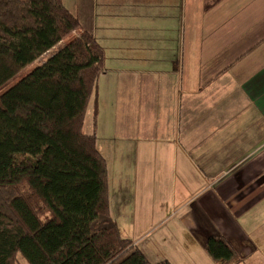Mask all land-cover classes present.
Instances as JSON below:
<instances>
[{
  "label": "crops",
  "instance_id": "obj_1",
  "mask_svg": "<svg viewBox=\"0 0 264 264\" xmlns=\"http://www.w3.org/2000/svg\"><path fill=\"white\" fill-rule=\"evenodd\" d=\"M61 2L102 47L118 99L138 104L118 108L133 131L118 141L121 236L155 262L195 264L219 236L264 264V0ZM140 169L163 171L167 198Z\"/></svg>",
  "mask_w": 264,
  "mask_h": 264
},
{
  "label": "trees",
  "instance_id": "obj_2",
  "mask_svg": "<svg viewBox=\"0 0 264 264\" xmlns=\"http://www.w3.org/2000/svg\"><path fill=\"white\" fill-rule=\"evenodd\" d=\"M104 74L102 47L61 0H0V264H170L149 262L110 215L107 162L83 134ZM204 251L241 264L222 237Z\"/></svg>",
  "mask_w": 264,
  "mask_h": 264
},
{
  "label": "rangeland",
  "instance_id": "obj_3",
  "mask_svg": "<svg viewBox=\"0 0 264 264\" xmlns=\"http://www.w3.org/2000/svg\"><path fill=\"white\" fill-rule=\"evenodd\" d=\"M71 36L73 37L75 35L72 34ZM54 52L55 51L53 50L49 54H47V56L40 58L34 63H32L29 69H33L42 65L52 54H54ZM113 61L114 60L108 61V68L114 67V65L110 63ZM105 77H107L108 79L105 80L103 75L100 77L98 83V93L100 94V96L98 98V113L96 120L94 121L93 102H91L88 106V110L86 113L83 134L91 135L93 134V132L96 133L98 151L105 158L108 165L109 197L111 207L110 215L118 225V141L128 140L130 131L133 132L131 128V120L127 119L125 114L118 117V108L126 112L128 109H138V104L129 105V99L122 95H120L118 99V81H116L115 78H113V76L111 75H107ZM114 82H116V89L113 88L111 85L114 84ZM10 84L12 83L6 85L3 90L7 88ZM153 173L154 179L156 181L155 196L159 198L161 195L162 198H167L168 195L164 194L165 192L162 183H158V180L163 176L162 170L152 171L151 169H140L136 171V178L137 180L139 179V181L146 182L150 180V174ZM139 188L142 187L140 186ZM160 191H162L163 194H161ZM143 194H145V192H143L142 195ZM154 204L155 209H158V207H160L161 212H166L165 201L160 199L157 200ZM145 211L147 210L139 208L137 210V213L133 215L135 216L134 218L136 219V221H138L137 225L139 229L148 227L151 224V221L141 216L143 213H145ZM119 224L120 226H122L121 228L124 230L125 235L126 223L124 224V226L121 222ZM160 251L163 252V250ZM150 254L152 256H155L156 258L162 257L158 251H151ZM148 261L151 263H157L153 260ZM193 261L195 262V264H214L209 259L206 252L204 254H200L199 252H197V257Z\"/></svg>",
  "mask_w": 264,
  "mask_h": 264
}]
</instances>
